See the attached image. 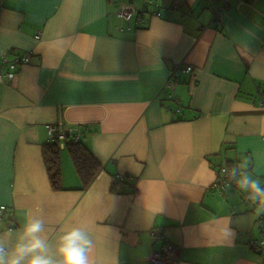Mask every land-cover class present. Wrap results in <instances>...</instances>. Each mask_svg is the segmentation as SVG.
<instances>
[{"label": "crops", "instance_id": "0c3cea01", "mask_svg": "<svg viewBox=\"0 0 264 264\" xmlns=\"http://www.w3.org/2000/svg\"><path fill=\"white\" fill-rule=\"evenodd\" d=\"M0 1V55L30 56L0 82V235L39 210L53 241L89 228L92 264H152L163 240L167 264H264L245 236L264 209L216 189L245 161L264 185V0ZM61 121L101 164L87 189L66 147L51 183L43 150Z\"/></svg>", "mask_w": 264, "mask_h": 264}, {"label": "clouds", "instance_id": "9594fccd", "mask_svg": "<svg viewBox=\"0 0 264 264\" xmlns=\"http://www.w3.org/2000/svg\"><path fill=\"white\" fill-rule=\"evenodd\" d=\"M227 171V170H226ZM229 179L248 194L253 203L264 206V185L247 171V162L234 166ZM95 241L86 225L73 224L60 229L53 241L41 211L30 212L13 233L0 235V264H92Z\"/></svg>", "mask_w": 264, "mask_h": 264}, {"label": "built area", "instance_id": "2783aa9c", "mask_svg": "<svg viewBox=\"0 0 264 264\" xmlns=\"http://www.w3.org/2000/svg\"><path fill=\"white\" fill-rule=\"evenodd\" d=\"M216 17L221 20L222 8H216ZM145 11L143 10H135L131 5L123 3L120 7L119 16L124 20H131L134 16L136 17L137 23L142 24L143 18L145 17ZM158 15H163V9L159 11ZM30 60L29 54H24L21 56H17L16 58H11L9 55L3 54L0 55V81L1 82H11L15 79L16 74L19 68L23 64H27ZM181 66H177L174 71V75H177L178 70ZM186 72L192 71L191 66H187L185 68ZM47 135L48 142L50 143H58L59 146L62 145L64 147V142L67 141V138H70L72 142L81 141L82 130L80 125L75 126H67L65 122H58L56 124H49L47 126ZM232 168L229 166H221L218 170V180L216 182V189L221 192H227L230 189L238 188L234 181L229 179V172ZM227 170V171H226ZM122 176H117L115 181H120ZM230 188V189H229ZM264 209V206H261ZM6 211V206L0 205V220L4 218V214ZM258 221L261 224V233L258 238H252L250 234H245L248 239V246L254 251H260L264 249V212L257 215ZM175 251V246L170 241L163 240V244L159 249L155 251L152 256L151 262L152 264H167L170 256L173 255Z\"/></svg>", "mask_w": 264, "mask_h": 264}, {"label": "trees", "instance_id": "16d2710c", "mask_svg": "<svg viewBox=\"0 0 264 264\" xmlns=\"http://www.w3.org/2000/svg\"><path fill=\"white\" fill-rule=\"evenodd\" d=\"M64 147L68 148L74 167L82 181V189H87L101 170V164L96 160L92 151L81 141L72 142L70 138H67V141L64 142ZM62 148L63 146H59L58 143L48 142L43 150L48 174L56 190L62 189V163L60 155ZM112 192H118L116 186L113 187ZM262 251H264V249L258 252Z\"/></svg>", "mask_w": 264, "mask_h": 264}, {"label": "rangeland", "instance_id": "374dc122", "mask_svg": "<svg viewBox=\"0 0 264 264\" xmlns=\"http://www.w3.org/2000/svg\"><path fill=\"white\" fill-rule=\"evenodd\" d=\"M163 11H165V10H163ZM64 149V148H63ZM67 153H68V151L67 150H64V151H62V154H61V157H65V155H67Z\"/></svg>", "mask_w": 264, "mask_h": 264}, {"label": "bare ground", "instance_id": "6f19581e", "mask_svg": "<svg viewBox=\"0 0 264 264\" xmlns=\"http://www.w3.org/2000/svg\"><path fill=\"white\" fill-rule=\"evenodd\" d=\"M1 82V81H0ZM8 81L2 82V83H7Z\"/></svg>", "mask_w": 264, "mask_h": 264}]
</instances>
